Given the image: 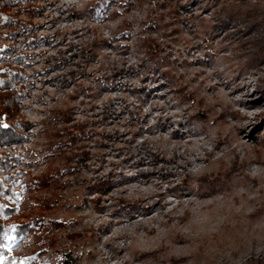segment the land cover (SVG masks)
Returning <instances> with one entry per match:
<instances>
[{"label":"rangeland","instance_id":"obj_1","mask_svg":"<svg viewBox=\"0 0 264 264\" xmlns=\"http://www.w3.org/2000/svg\"><path fill=\"white\" fill-rule=\"evenodd\" d=\"M21 3L12 264H264V0Z\"/></svg>","mask_w":264,"mask_h":264},{"label":"trees","instance_id":"obj_2","mask_svg":"<svg viewBox=\"0 0 264 264\" xmlns=\"http://www.w3.org/2000/svg\"><path fill=\"white\" fill-rule=\"evenodd\" d=\"M23 1L24 0H0V22L1 24H20V26L24 28L25 33L29 34V25H26V27H24V25H22V22H18L16 16L10 12V9L13 4L19 3L18 5L20 6V4H22L21 2ZM14 32L15 31H13L12 34H14ZM28 40L33 41V39H29L27 37L26 42H28ZM10 51H12V49H10ZM17 56L13 57L14 60H16L18 63L22 62L24 56L20 52L17 54ZM21 75L22 72L20 69L13 70L11 68H9L7 71H4L3 74L0 75V147L4 144H7L23 137V135L19 131L14 130L10 124H4L1 122L2 118H9L16 111L15 104L17 103L16 97L18 95V91L16 90V84L19 81ZM25 128H27V123H23L22 129ZM0 165L6 168L5 162L2 160L1 152ZM2 194L10 195L11 187L8 185L3 186L2 181L0 179V195ZM13 211L14 210L12 206L0 200V236H3L4 233H7V235L12 233L16 236H19L21 234L24 235L29 230L31 225L30 223L18 221L13 225V227H10L9 225L4 223V220L8 218L11 214H13ZM53 223L55 222L52 221L51 225ZM40 225H43L45 227L47 225V222L40 223ZM4 242L5 238L2 240V246H0V256H2V259H0V264H12L11 255L9 254L8 250L3 247Z\"/></svg>","mask_w":264,"mask_h":264},{"label":"snow or ice","instance_id":"obj_3","mask_svg":"<svg viewBox=\"0 0 264 264\" xmlns=\"http://www.w3.org/2000/svg\"><path fill=\"white\" fill-rule=\"evenodd\" d=\"M7 237L8 239H12L11 237H8L7 233H4L3 236H0V246H2V240ZM0 259H2V256H0Z\"/></svg>","mask_w":264,"mask_h":264}]
</instances>
